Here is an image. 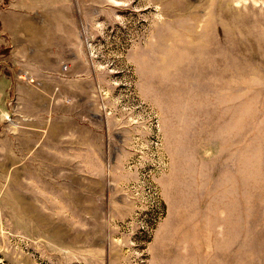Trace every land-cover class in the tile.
<instances>
[{
  "label": "rangeland",
  "instance_id": "374dc122",
  "mask_svg": "<svg viewBox=\"0 0 264 264\" xmlns=\"http://www.w3.org/2000/svg\"><path fill=\"white\" fill-rule=\"evenodd\" d=\"M9 11L46 84L0 104V264H264V0Z\"/></svg>",
  "mask_w": 264,
  "mask_h": 264
},
{
  "label": "crops",
  "instance_id": "0c3cea01",
  "mask_svg": "<svg viewBox=\"0 0 264 264\" xmlns=\"http://www.w3.org/2000/svg\"><path fill=\"white\" fill-rule=\"evenodd\" d=\"M2 27L10 39V49L7 57L16 64H22L18 69L15 67H8L0 76V104H5L9 99H14L18 103L27 102L28 94L39 95L44 97V94L38 89L45 87V82L39 81L36 84L29 83L18 76L22 72H31L27 63L33 59H29L28 51H32L31 41L29 40L28 30L31 28V23L26 22L25 16L9 11L1 18ZM33 54V52H31ZM34 56H38L39 52H34ZM32 56V55H31ZM24 59L27 61L26 65L23 63ZM46 71V70H45ZM44 72V71H43ZM47 82V81H46ZM56 86H54L55 88ZM37 88V89H35ZM52 94V93H51Z\"/></svg>",
  "mask_w": 264,
  "mask_h": 264
}]
</instances>
